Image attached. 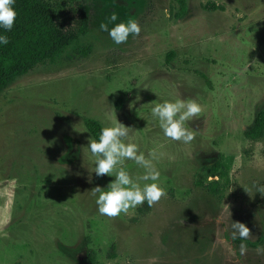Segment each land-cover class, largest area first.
<instances>
[{
	"label": "rangeland",
	"instance_id": "rangeland-1",
	"mask_svg": "<svg viewBox=\"0 0 264 264\" xmlns=\"http://www.w3.org/2000/svg\"><path fill=\"white\" fill-rule=\"evenodd\" d=\"M85 1L88 36L0 95V264H91L90 250L97 264H264V244L241 255L229 240L233 222L250 241L264 236V196L253 187L264 185V140L243 138L264 110V0H185L180 20L176 0ZM112 11L117 23L136 20L139 36L113 44L99 28ZM85 46L88 57L74 52ZM177 98L203 107L188 122V145L164 138L150 118L154 103ZM84 118L118 121L146 156L158 153L166 195L157 204L97 213L90 190L113 178L91 173ZM220 156L230 165L223 200L195 186Z\"/></svg>",
	"mask_w": 264,
	"mask_h": 264
},
{
	"label": "clouds",
	"instance_id": "clouds-1",
	"mask_svg": "<svg viewBox=\"0 0 264 264\" xmlns=\"http://www.w3.org/2000/svg\"><path fill=\"white\" fill-rule=\"evenodd\" d=\"M15 2L16 0H0V47L9 43L6 33L13 30L16 22ZM118 19L117 13L112 11L106 18L107 22H102L99 26L101 31L107 32L113 44H125L130 36H139L141 27L136 20L128 19L126 22L117 23ZM138 97L137 100L140 99ZM202 111L201 103L193 98L165 99L153 104L150 118L158 124L164 138L188 145L195 140V131L188 122L198 120ZM129 129L131 128L118 121L111 126H101L98 138H90L86 147L94 157L91 173H95L97 178H113L104 187L97 184L90 190L91 195L95 197L96 210L100 216L119 217L122 213L127 214L130 209H136L145 203L151 208L166 195L160 182L161 173L154 163L159 159L158 153L149 150L146 156L137 143L129 142ZM129 161L143 171L139 174L130 172L125 167ZM253 187L255 193L264 196V185L254 184ZM248 236L249 228L245 224L233 222L230 233L232 241H244ZM245 252L246 246L241 243L240 254L244 255Z\"/></svg>",
	"mask_w": 264,
	"mask_h": 264
},
{
	"label": "trees",
	"instance_id": "trees-1",
	"mask_svg": "<svg viewBox=\"0 0 264 264\" xmlns=\"http://www.w3.org/2000/svg\"><path fill=\"white\" fill-rule=\"evenodd\" d=\"M178 8L176 19L180 20L188 11L185 0H176ZM16 22L13 30L6 35L9 43L0 47V95H2L17 79L34 72L39 66L55 64L74 45L90 32L92 9L85 0H16ZM207 11L222 10L221 6L209 3L204 6ZM174 13V7H172ZM77 49V48H76ZM86 58L91 53V47L85 46L74 52ZM76 52V53H77ZM175 54L170 52L167 62H171ZM207 84L209 80L198 72ZM84 127L93 139L98 138L99 121L84 118ZM243 138L247 141L264 140V110L256 115L253 126L246 130ZM195 182L197 188L204 189L209 195L218 200L224 199V193L230 187V165L223 156L209 166H203L198 171ZM214 178V180H210ZM229 240H231L229 238ZM87 243L89 240L87 239ZM232 241V240H231ZM246 247L258 248L264 244V236L253 242L248 239L232 241ZM89 261L97 264L96 253L89 251Z\"/></svg>",
	"mask_w": 264,
	"mask_h": 264
}]
</instances>
